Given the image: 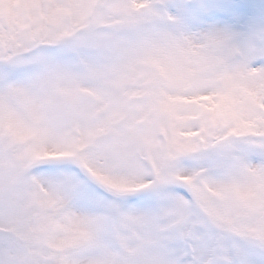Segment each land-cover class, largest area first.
<instances>
[{
    "label": "snow or ice",
    "instance_id": "obj_1",
    "mask_svg": "<svg viewBox=\"0 0 264 264\" xmlns=\"http://www.w3.org/2000/svg\"><path fill=\"white\" fill-rule=\"evenodd\" d=\"M0 264H264V0H0Z\"/></svg>",
    "mask_w": 264,
    "mask_h": 264
}]
</instances>
